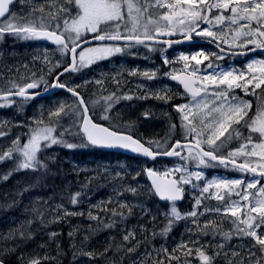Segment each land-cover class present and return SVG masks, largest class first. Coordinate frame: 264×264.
Wrapping results in <instances>:
<instances>
[{
	"label": "snow or ice",
	"instance_id": "snow-or-ice-1",
	"mask_svg": "<svg viewBox=\"0 0 264 264\" xmlns=\"http://www.w3.org/2000/svg\"><path fill=\"white\" fill-rule=\"evenodd\" d=\"M14 2L15 0H0V40H3L5 35L25 41L47 40L56 45L61 56H67L70 62L62 65L60 61L52 63L45 58V63L50 65L48 74H52L56 68H63L55 75L54 82L50 85L44 81L43 76L24 84L9 81L10 87L0 89V108L15 104L22 109L27 101L40 94L28 90L38 88L42 82L46 88L65 89L76 99L72 104L61 103L49 110L47 123L43 118L35 120L36 126L30 129L27 141L21 144L19 138L13 140L6 151L0 152V161L5 158L11 159L16 153L18 157L14 170L36 171L47 167L38 154L44 149L60 145L70 150L90 146L128 149L152 160L161 155L179 156L182 160L194 162L197 168L218 165L227 168L231 165L234 171L253 174V179L247 182L243 179H212L205 181L201 187L193 184V180L203 179V173L190 171L187 165L163 172L145 168L144 172L151 180L152 195L169 205L168 211L164 214L161 235L171 232L176 221L184 220L188 216L198 217V212L195 210L183 215L177 206V202L184 199L186 192L184 186L192 185L200 189L199 196L195 198L197 207L204 199L223 201L222 207L212 210L223 217L231 218L229 223L232 227L228 231H224L221 227L222 221H206L202 226L197 225L200 234L207 235L211 231L215 235L220 231L223 240L228 242L233 238L240 240L250 238L251 242L243 246L246 251L226 252L225 244L218 243L215 251L209 254L206 247L196 240L193 242V247L181 244L178 249L172 251L162 249L164 259H149L145 264H171L173 260L181 264L180 256L176 254L181 250H184L185 256L183 264H190L187 259L189 256H195L200 264H214L215 258L221 255L225 257V264H264V230H261L264 229V183H262L264 180V90L259 94L256 93V89H261L264 85V59L248 63L246 72H237L235 69L219 71L214 69L208 74L206 69L213 68V58L221 60L224 58L222 55L206 54L203 50L191 55H181L179 60L184 62L183 68L165 75L182 85L184 92L191 98L188 103L173 105L175 112L180 116V126L184 130L186 142L177 140L166 148L159 140L142 141L134 138L128 131H118L116 126H104L94 122L89 115L86 100L77 91L79 85L73 87L60 80L65 73L81 71L98 61L123 54L134 46L142 45L149 52H153L157 51L156 45L171 46L173 43H181V40L161 39V37L175 36L177 33L187 40L193 38V33L196 36L208 37L210 38L208 42L215 43L221 53L225 51L221 45H227L230 49H244L248 45H254L251 51L264 49V0H171V2L170 0H62L55 9L49 8L46 11L43 6L32 7L26 15H18L10 10ZM24 2L27 3L28 0ZM162 9L166 11H161ZM225 12L229 14L226 16ZM224 21H229L230 25L235 26L231 28L230 34L225 33L223 29L219 33L212 30ZM202 23L209 27L201 28ZM89 34L92 40L100 42L98 46L83 47L84 44L89 43L86 39ZM190 61H195L196 66ZM204 61L208 63L202 70L197 66ZM163 63L169 65L174 61L164 57ZM248 73H259V76H249ZM129 75H139L149 81L157 79L156 71L140 73L130 71ZM113 79L119 86L121 81L115 77ZM96 83L103 84V81L98 80ZM250 86L251 90H249ZM234 89H242L246 95L257 96L259 103L254 111L252 102L241 99L235 94ZM173 95L166 88L151 93L152 98L165 103L170 102ZM14 97H19L20 100L17 101L13 99ZM103 99L105 106L101 119L109 120L107 113L112 105L119 99L131 100L133 96L117 95L116 92H112ZM62 114L79 117V123L74 124L75 133L71 129L56 133V125L59 124ZM143 115L147 118L151 114ZM127 127L131 130L134 124L130 122ZM176 127L177 125L170 124L169 132L174 131ZM2 129L3 126H0V137L6 135ZM65 133L78 136L80 143L67 141L64 138ZM253 134H256L255 138ZM233 141L239 142L238 147L228 150L225 154L224 149ZM158 149L163 150L158 151ZM184 150L187 151V156L182 155ZM238 158L242 159L238 161ZM3 179L7 180L8 176H4ZM213 188L216 191L210 192ZM221 190L226 193L227 199L221 194ZM126 191L138 195L135 187H129ZM233 195L239 199H231ZM79 196V192L70 196L69 202L76 205ZM120 208L127 209L129 215L133 211L132 206L128 204H120ZM110 211L114 217L124 216V212L115 209ZM37 215L41 217L43 224L45 222L43 213L38 211ZM83 215L84 213L79 211L64 209L62 214L54 217L53 222L57 219ZM88 218L97 221V226L102 225L105 228L113 226V223H103L99 216L90 212ZM155 234L154 231L153 235ZM20 235L22 239L30 238V234L21 232ZM50 235L55 237L57 234L53 232ZM72 235L73 233L70 232L69 236ZM130 239H135L134 233L129 232L123 236V241L127 242ZM84 240L87 241L88 236H85ZM135 248L136 245H133L125 251L131 253ZM108 250L106 248L99 255H106ZM0 252L3 250L0 249ZM77 255L94 259L97 254L80 248L73 252L74 258ZM43 259L49 258L43 257ZM0 264H4L3 259H0ZM22 264H25L23 260ZM26 264H41V258L31 257Z\"/></svg>",
	"mask_w": 264,
	"mask_h": 264
},
{
	"label": "trees",
	"instance_id": "trees-1",
	"mask_svg": "<svg viewBox=\"0 0 264 264\" xmlns=\"http://www.w3.org/2000/svg\"><path fill=\"white\" fill-rule=\"evenodd\" d=\"M61 2L62 0H28L25 3L24 0H17L10 10L18 15H26L32 7L43 6L47 11L49 8L55 9ZM133 48H137V54L145 53L148 59L154 60H159L161 54H165L170 59L174 58V49L189 52L188 48L185 47L167 50L156 46L157 51L153 52H149L142 45L134 46ZM160 49H164V51H160ZM55 51H58V49L40 43L37 40H18L10 35H5L3 40H0V71L2 72L0 76L8 79L12 74L23 76L27 73H30V75L35 73L32 79L27 76L25 78L38 80L40 79L39 76H43L44 81H47L50 85L55 74L63 69L60 67L52 74L47 73L50 65L45 63V58L53 62L55 60ZM45 52L47 56H45ZM62 58L63 64L68 63L67 56H62ZM109 62L105 61L92 65L88 70V74H93L92 69L99 67L106 72L111 71ZM120 63L119 58L114 59L116 68L120 67ZM122 63L126 67L120 69L130 68L135 64H139L140 68L148 65L147 61H140L136 55H127L126 58L122 59ZM14 68L17 70H14ZM75 73L65 76L62 82L73 87L79 85L77 91L80 90L79 92L82 95L83 89L78 82L84 77L82 76L80 80H77L79 79L77 77L74 81L75 84L74 82L70 83V78L78 74V72ZM164 83L168 84L169 82L165 79ZM40 86L46 88L43 82ZM84 88L87 92L92 90L95 94L98 93V90L107 93V89H110L108 81H106L104 89H98L97 86H93L91 83L85 85ZM178 92V88L174 86L173 99L168 103L164 102L166 105L164 109L169 116L163 118V124L150 131V135L153 136L150 140H159L162 145L165 144L163 142H167L165 148L169 147L174 141H185L184 131H182L183 128L180 126L181 121L173 108V105L176 104L174 98L178 97ZM82 96L86 100L95 122L105 126H116L111 124V119H101L96 112L91 110L92 108L86 95L84 96L83 94ZM74 101L75 99L68 93L59 92L53 98L42 101L46 106L41 111L32 112V110H35V105L40 104L34 101L26 102L24 105L27 108L23 112L27 114L26 118L29 119L30 117L29 120L32 124H35V120L41 118L47 122L49 110L56 108L61 103L68 105ZM100 104V110H103L105 102ZM1 111H4L3 115L6 118L12 116V113L5 114L6 110L0 109ZM67 116L70 117L71 114ZM65 117L66 115L62 114L60 120ZM77 118L75 117L76 122L73 124L77 123ZM18 119L19 116L15 120ZM8 123L4 124L2 122L1 126L4 127V131L11 132L15 129L22 131L23 129V127L12 128V125ZM170 124L177 125L176 129L171 133L169 132ZM116 127L118 131H125L122 129L123 127ZM128 132L135 138L140 139L139 132H134L133 130ZM162 134H164L163 137H161ZM64 138L69 142L80 143L79 137L75 135H65ZM53 150L55 153H50L51 150L47 148L38 154L39 158L46 163V168L36 171L25 169V171L19 173L17 178H9L5 181L0 179V249L3 250V252H0V259H3L5 264H22V260L26 264L31 257L41 258V264H145L149 259H164L162 249L172 251L178 249L181 244L189 246V242L192 240L190 237L192 236L193 238V232L196 231L192 227L187 229L186 227L181 228L174 225L171 232L166 235L160 234L167 206L161 204L152 195L151 189L146 184L143 172V168L147 166L162 170L166 166L179 161V158L157 159L150 162L148 160L129 158L118 153L103 152L92 147L70 150L56 145ZM162 150L158 149V151ZM184 154L185 150L182 152V155ZM117 163L127 165L130 171L136 173V175L132 176L125 170L123 178L114 179L108 177L107 172L102 170V166ZM194 166V162L189 165L191 169ZM200 169L207 171L205 167H200ZM217 173L225 174L222 171ZM129 187H135L138 195L126 191ZM78 192L80 193L78 203L71 205L69 202L70 196H74ZM62 203H65L66 207L73 208V211L82 212L84 215L57 219L53 222L54 217H58L63 212ZM120 204L132 206V213L129 215L127 209L120 208ZM188 205L189 202L186 199L180 209L185 212L188 210ZM111 209L124 212V216H112ZM38 211L43 213L45 221L43 224L41 223V217L37 215ZM89 212L92 215L99 216L103 223H113V226L111 228H105L102 225L97 226V221L88 218ZM197 230H200V228ZM154 231L155 235H153ZM21 232L30 234V238L22 239ZM53 232L57 234L55 237L50 235ZM70 232L73 233L72 236H69ZM129 232L134 233L135 239H130L127 242L123 241V236ZM190 234L191 236L189 237ZM85 236H88L87 241L84 240ZM194 237L197 239V235H194ZM133 245H136L134 252L128 253L125 251L126 248H130ZM80 248L97 255L94 259L82 255H77L74 258L73 252ZM106 248L109 249L106 255H99ZM176 254L180 256L181 264H183L185 259L184 250ZM43 257H48L49 259H43ZM171 264H177V262L173 260Z\"/></svg>",
	"mask_w": 264,
	"mask_h": 264
},
{
	"label": "rangeland",
	"instance_id": "rangeland-1",
	"mask_svg": "<svg viewBox=\"0 0 264 264\" xmlns=\"http://www.w3.org/2000/svg\"><path fill=\"white\" fill-rule=\"evenodd\" d=\"M170 2H171V0H170ZM161 11H166V9H162ZM228 14L229 13H227V12L224 13V15H226V16ZM206 27H209V26L206 24L203 28H206ZM234 27H235L234 25H230V22L229 21H224L222 24H219V25H216L215 27H213L212 30L219 33L221 31V29H223L225 31V33L230 34L231 28H234ZM177 34L180 35L179 33H177ZM204 38H208V37H204ZM248 46H254V45H248ZM88 47H90V46H88ZM137 51H138L137 48L131 47V48L127 49L123 54H116V55H114L112 57H109L106 60L98 61L96 63H101V62H105V61L108 60V61H110L109 62V67H113L114 68V67H116L115 64H114V59L115 58H119L121 63H120V67H117V68L126 67L125 64L122 63V59L123 58H126L127 55H134L133 53H136ZM196 52L197 51H195L194 53H196ZM194 53H192V54H194ZM181 55H191V54H183V53H180V54L176 55L174 58H171V59L168 58L166 55H161V58L159 60H157V61H154V62H152V60L149 59V65H146L143 69H145L144 71H156V73H157V79L151 80L152 83H151V86L150 87L152 88L153 91H158L161 88H166L168 91H170L169 85L163 83V77H167V75H165V73H170L173 70H180V69L183 68L184 62L179 60V57ZM45 56H47L46 52H45ZM136 56H137L138 59H145V61H148V57H146V54H138ZM54 57H55L54 58L55 60L52 63H55L57 61H60L61 64H63V58H62L59 50L58 51H55ZM164 57H167L169 60L174 61V63L169 64V65H165L163 63V58ZM262 59H264V57H260V58L259 57H255L254 59L248 60L247 62L235 63V62H231V61L225 60L224 58L221 59V60H215L213 58V68L212 69H206V72L208 74H210V73L213 72L214 69L216 71H219L220 69H224V70L235 69L237 72H239V71H245L246 72L247 71V67L246 66H247L248 63H250V62H252L254 60H262ZM190 63L193 66H196L195 65V61H190ZM207 63H208V61H204L203 64H201V65H199L197 67H199L202 70H204L205 69V65ZM217 65L219 67H217ZM231 65H233L234 68H232ZM11 67H14V66H11ZM90 67H92V65ZM90 67H87V68L82 69L81 71H78V74H76L77 73L76 72L75 73L76 75H74V76L71 77V81L74 82L77 79V77L78 78H81L83 76L85 78L79 84H80V87H84L85 84H87V83H89L91 81V78L88 77V76L91 75V74H88L89 73L88 70H89ZM130 68H132V67H130ZM137 68H138V66H137ZM56 69H58V68H56ZM56 69H54V71ZM14 70H17V69L14 68ZM92 71L96 73L95 76H94V80L93 81H95V82L98 81V80L106 81L108 75L106 74V72L103 69H101L100 67L99 68H93ZM132 71H135V70H132ZM137 71H138V69H137ZM117 73H121L122 74V72L119 71V70L117 71ZM1 74H2V72H1ZM202 74H203V71H202ZM248 75L249 76H252V75L259 76V73H248ZM25 76H27V77H29L31 79L33 77L32 74L30 75V73L29 74L27 73V74H25L23 76L22 75L17 76L16 74H12V75H10L8 77L9 80L8 79H4V78H0V86H1L0 89H6L7 87H10V84L8 83L9 81H12V82H15V83H18V84H24L23 82L26 80ZM142 79L144 81H149V80H146L143 77H142ZM74 84H75V82H74ZM142 86H145V84L142 85ZM145 88H148L147 85H146ZM249 90H251V86H250V89ZM262 90H264V85L261 86V89H256V93L259 94V93H261ZM234 92H235V94L237 96H239L241 99L246 100V101H249V100L246 99V96H250L253 99L250 102H252L253 108L255 110V107L259 103L256 95H246L245 92L242 89H234ZM86 97L89 100L90 106L92 108L91 110H93L94 112H96L99 115V117L101 118V116L104 114V111L103 110H100L101 109V104L99 103V99L96 98V96L94 94H92V93L86 94ZM133 99H134V97H133ZM94 101H95V103H93ZM118 101H120V99ZM188 102H190V100L189 101H185V102L180 101L177 104H184V103H188ZM116 103H114L112 105L113 108H111L110 111H108V113H107V115L109 116V118L110 117H114V118H110V119L117 120L116 121L117 122V126L119 124H121V123L123 124V121H121V120H125V121H132V120H135V119L136 120H140L141 123H142V125H145L146 126L145 127V130L142 131V133H140V135H142L140 137L144 141L150 140V139H147L146 135H148V133H150V131H152L156 127H158V124L159 125L162 124L161 120H163L164 117H162L161 110L162 111H165V113L167 114V111L163 107H161V105H158V106L155 107V106H153L151 104H146V105H141V106L134 105L132 107H128V106H119V104L118 103L116 104ZM45 106L46 105H44V103H40L38 105H35V110H32V112L37 113L38 111H41V109L44 108ZM26 108L27 107L24 105L23 108L20 109L15 104L12 105L11 107L0 108L2 110H6L7 111L5 114L12 113L11 114L12 115L11 117H7L6 118L3 115L4 114V111H1L3 114L0 112V126H1L2 122L4 124H7L9 122L12 125L11 126L12 128L13 127H16V126L17 127H23L22 131H18L16 129L15 130H12L11 132L5 131L6 132V135L0 137V147H1L0 148V152L1 151L2 152L3 151H6L8 149V147L11 146L12 141L15 140L16 138H19L21 140L20 141L21 144L25 143L27 141V139H28V134L30 132V129L36 126L35 124H32L31 123V121L29 120L30 117H29V119L26 118V115L27 114H25L23 112V111L26 110ZM20 110H22V112H20ZM144 113H150L151 115H149L146 118L143 115ZM176 114H177L178 118L180 119L179 114L178 113H176ZM15 116L16 117L19 116V119L18 120H15L16 119ZM168 116L169 115H167V117ZM75 117H78V116H74V115L71 114L70 117L66 115V117L63 120H60L59 124L56 125V133L58 134L61 131H64V129H71L72 132L75 133L76 128L74 127V124H73V123L76 122L75 121ZM53 120H55V119H53ZM119 121L121 123H119ZM143 121H146V123H143ZM78 123H79V117L77 118V123L76 124H78ZM182 131H184V130H182ZM65 135H71V134L65 133ZM163 135L164 134H162L161 137H163ZM163 143L167 144V142H163ZM165 144H164V147H165ZM55 146L56 145L52 146L51 148H48V149L51 150L50 153H55V151L53 150ZM236 147H238V145ZM231 148L234 149V147H232V146H231ZM231 148L228 145V147L226 149H224V153L226 154V152L228 150H231ZM184 155L187 156V151H185V154ZM17 157H18V154L14 153L13 154V158H11V159L5 158L3 161H0V179L2 181H5V179H3V177L6 176V175L8 176V179L9 178H17V176L19 175L20 172L25 171V169L14 170L15 167H16V159H17ZM241 159L242 158H238V161L241 160ZM252 159H255V158H252ZM191 163L192 162H187V161L182 160L181 158H179V161H177V162H175L173 164H170L169 166H166L162 170L157 169V171L163 172V171H166V170H171V169H173L175 167H181V166L187 165V167H188V169L190 171H200V172L203 173V179H201L200 181L193 180V184H198L201 187L204 185L205 181H210L212 179H225V180L243 179L246 182L249 181V180H251V179H253V176H250V175H247V174L241 173V172L238 173V174H240L239 176H231V177H228L226 175H217L214 172V171H217V170H227V171H230L229 169H226L225 167H223V168L207 167L206 168L207 169V172L208 171H212L210 173H207V172H205V171H203L200 168H197L195 166L191 169L189 167V165ZM228 168H230V167H228ZM102 170L105 171V172H107V174H108L107 176L108 177H112L114 179L123 178L124 177V171L125 170H127L129 172V174H132V176H135L136 175V173H133V172L130 171V169H129V167L127 165L120 164V163H117V164H105V165L102 166ZM230 172H232V171H230ZM9 173H11V174L9 175ZM256 178L257 179H260L258 177H256ZM262 183H264V180H262ZM184 187L186 189V192L185 193L187 195V201L189 202V206L190 205L192 206V209L183 212L180 209V206H178V208H179V210L181 211V213L183 215H187V213L195 210V211L198 212V217L197 218H192V217L188 216L184 220L176 221L175 224H174L175 226H179L181 228L186 227L187 229H188V227H189V229H191V227H195V228L199 229L198 226H197L198 224L200 226H202L204 224V222H206V221H218V222L220 221L219 218H218V216H220V214L216 213L212 209H214L216 207H222L224 205V202L223 201H218V200H215V199H204L202 201L201 205L199 207H197L196 204H195V198L197 196H199V194H200L199 187L194 188V187H192V185H185ZM215 191H216V189H214V188L213 189H210V192H215ZM221 194L225 195L226 196V199H227V195H226V193L223 190H221ZM205 195H207V194H205ZM231 199L236 200V199H239V198L236 197L235 195H233ZM61 205H63L62 206L63 207V210L64 209H68L70 211H73V208L66 207V204L65 203H62ZM168 207H169V205L167 206V211H168ZM214 215H218V216H214ZM197 229H196V231L193 232L194 235H197V239H194L193 240L191 234L189 235V237L191 236L190 238L192 239L190 241L191 244L189 242V246L191 245V247H193L194 246L193 245V242L195 240H198L199 243L202 244V245H203V243L205 241H207L209 239H211L214 244H218L220 242L222 243L221 239L219 238L220 233H218V231L216 232L215 235H213V233L211 231H209L208 235H201V234H198V233H200V230H197ZM194 235H193V237H194ZM208 236H209V238H208ZM216 258H218V257H216Z\"/></svg>",
	"mask_w": 264,
	"mask_h": 264
},
{
	"label": "flooded vegetation",
	"instance_id": "flooded-vegetation-1",
	"mask_svg": "<svg viewBox=\"0 0 264 264\" xmlns=\"http://www.w3.org/2000/svg\"><path fill=\"white\" fill-rule=\"evenodd\" d=\"M193 37L197 38V39L209 40V38L196 36L195 34H193ZM159 47L164 48V46H159ZM172 47L173 48H178V47L190 48L191 54L194 53L195 51H200V50H203L205 52L206 51L214 52L216 49V48H214L210 45H207V44H201V45L191 44L189 46H178V45L167 46V48H172ZM224 48H225V50H235V51H240L241 53H244V52H247V51L253 49L254 46H247V48H244V49H240V48L237 49L236 48L237 50L235 48L230 49L227 46H225ZM214 53H216V54L218 53L219 55H222L225 59L229 58L230 59L229 61L235 62V63L247 62L248 60H252L255 57H259V58L264 57V50L257 51L255 53H253L252 55H249V54L225 55L224 53H221V52H214ZM130 70L131 71L132 70L137 71V69L132 68V69L127 70L126 72H129ZM114 77H115V79L121 81L119 86L115 83V81L113 79ZM108 79H109V81L112 82L113 92H116L117 95L128 94V95H132L134 97V99H131V100L120 99V101L117 102L118 104H124L125 106L132 107L134 105L141 106V105H146L148 103V104H151V105L156 107V106L160 105L161 102H163V101L160 102V100H158V99L152 98L151 97L152 91L148 90V88L139 87V86H142L145 84L143 82L144 80L142 79V76H139V75L132 76V75H129L128 73H125V72L122 74H117L116 70L114 69V73H109ZM145 86H146V84H145ZM178 91H179L178 97H175L174 101H176L177 103H179L180 101H183V102L189 101L187 96H185L182 92H180L179 88H178ZM171 93H173V91ZM141 96H147L148 98H138ZM246 98L249 101L253 100V99L249 98L248 96ZM130 122L134 124V128L132 130H136L138 132H142L145 130L146 126L142 125L141 121L136 120V119L133 121H126L122 125L127 127ZM143 123H146V121H143ZM244 131L247 134V130L245 129ZM255 135L256 134H253L254 138H255ZM238 144H239V142L233 141L231 144H229V147L231 148V146H232V147L236 148V146ZM239 175L240 174H238V173L233 174V176H239ZM214 216H218V215H214ZM218 218L220 221H222L221 227L223 228L224 231H228L232 227V225L229 223V219H231L230 217H223L222 215H220V216H218ZM192 229L196 230L197 228L192 227ZM261 230H264V229H261ZM218 233H220L219 238L221 239L222 243L225 244L224 251H226V252H231L232 250L246 251V248H244L243 246L251 242L250 238H245L244 240H240L238 238H233V240L230 242L224 241L223 236H222V232L218 231ZM194 239H196V238L193 237V240ZM216 245L217 244H214L211 239H209L206 242L205 247H206L209 254H211L213 251H215ZM190 264H200V261L195 256H191ZM214 264H225V257L223 255L218 256V258H215Z\"/></svg>",
	"mask_w": 264,
	"mask_h": 264
},
{
	"label": "water",
	"instance_id": "water-1",
	"mask_svg": "<svg viewBox=\"0 0 264 264\" xmlns=\"http://www.w3.org/2000/svg\"><path fill=\"white\" fill-rule=\"evenodd\" d=\"M201 25H203V23L201 24ZM174 36H172V37H167V39H171V38H173ZM161 39H164V37H161ZM172 40V39H171ZM178 40H181L182 42L181 43H173V44H190V43H196V42H207V43H209L208 41H202V40H194V39H191V40H187V39H184V37H182V38H180V39H178ZM38 41H40V42H43V43H45V44H48V45H51V46H55V47H57L56 45H54V44H52L50 41H47V40H38ZM88 41H89V43H87V44H84L83 45V47H86L87 45H89V44H97V43H100L99 41H95V40H92V38H88ZM109 43H111V42H109ZM119 43H121V44H123V42H119ZM211 44H213V43H211ZM219 51H220V48L218 49ZM78 51H79V49H78ZM257 51V49L255 50V51H251V50H249V51H247V52H244V53H242V54H250V53H254V52H256ZM224 53H226V54H232V53H240V52H230V51H227V50H225L224 51ZM69 62H70V60H69ZM63 70V69H62ZM61 70V71H62ZM60 71V72H61ZM70 73H72V72H69V73H65L64 75H66V74H70ZM63 75V76H64ZM63 76H61L60 77V79L63 77ZM168 80L169 81H171L172 83H174V84H176V85H178L180 88H181V90L184 92V90H183V87H182V85H180L178 82H176V81H173V80H171L169 77H168ZM54 82V81H53ZM34 89H29L28 91L29 92H32ZM59 91H65V92H67V93H69L68 91H66L65 89H62V88H52V87H49L48 89H45L44 91H41V92H38V93H40L39 95H37V96H35L33 99H38V98H45V97H49V96H52V95H54L55 93H57V92H59ZM185 93V92H184ZM70 95H71V93H69ZM185 94H187V93H185ZM188 95V94H187ZM72 96V95H71ZM189 96V95H188ZM190 97V96H189ZM75 98V97H74ZM13 99H19L20 100V98L19 97H14ZM33 99H31V100H33ZM76 99V98H75ZM89 115H90V113H89ZM91 116V115H90ZM102 125V124H101ZM175 143V142H174ZM173 143V144H174ZM94 148H96V149H99V150H101V151H105V152H117V153H121V154H124V155H127V156H129V157H135V158H140V159H147V160H149V161H154V160H152L151 158H148V157H144V156H142V155H140V154H137V153H133L132 151H130V150H128V149H120V148H111V149H109V148H98V147H94ZM175 157H178V156H172V157H168V156H158L156 159H172V158H175ZM155 159V160H156ZM144 174H145V178H146V181H147V183H148V185L150 186V188H151V180L148 178V176L146 175V173L144 172ZM251 174V173H250ZM253 175V174H252ZM157 198V197H156ZM158 199V198H157ZM159 200V199H158ZM160 201V200H159ZM161 203H164V204H167V202H164V201H160ZM183 202V200H181V201H178L177 202V204H180V203H182Z\"/></svg>",
	"mask_w": 264,
	"mask_h": 264
},
{
	"label": "bare ground",
	"instance_id": "bare-ground-1",
	"mask_svg": "<svg viewBox=\"0 0 264 264\" xmlns=\"http://www.w3.org/2000/svg\"><path fill=\"white\" fill-rule=\"evenodd\" d=\"M34 45V44H33ZM27 46V45H26ZM35 46V45H34ZM24 50V49H23ZM30 50V49H29ZM15 51V50H14ZM24 54V53H23ZM20 57V56H19ZM45 64V63H44ZM34 65V64H33ZM37 66V65H36ZM45 67V66H44ZM46 68V67H45ZM44 70V69H43ZM38 71V70H37ZM48 73V72H47ZM44 74V73H43ZM55 74V73H54ZM56 75V74H55ZM41 77V76H39ZM46 77V76H45ZM52 79V77H51ZM80 91V90H79ZM65 97V96H64ZM56 98V97H55ZM58 101V100H57ZM62 101V100H61ZM122 101V100H121ZM44 103V102H43ZM29 105V104H28ZM31 112V111H30ZM154 115V114H153ZM20 116V115H19ZM16 117V116H15ZM133 118V117H132ZM26 119V118H25ZM55 119V118H54ZM14 120V119H13ZM12 122V121H11ZM155 123V122H154ZM9 124V123H8ZM66 124V123H65ZM17 127V126H16ZM21 129V128H20ZM61 129V128H60ZM10 132V131H9ZM24 132V131H23ZM26 132V131H25ZM146 133V132H145ZM11 134V133H10ZM154 139V138H153ZM2 141V140H1ZM21 141V140H20ZM4 143V142H3ZM1 148V147H0ZM2 152V151H1ZM51 152V151H50ZM59 154V153H58ZM13 158V157H12ZM11 161V160H10ZM38 177V176H37ZM55 180V179H54ZM63 182V181H62ZM56 183V182H55ZM54 183V184H55ZM61 183V182H60ZM59 184V183H58ZM2 186V185H1ZM56 186V185H55ZM52 188V187H51ZM54 189V188H53ZM15 195V194H13ZM214 219V218H213ZM74 251V250H73ZM69 254V253H68ZM71 254V253H70ZM71 259V258H70Z\"/></svg>",
	"mask_w": 264,
	"mask_h": 264
}]
</instances>
